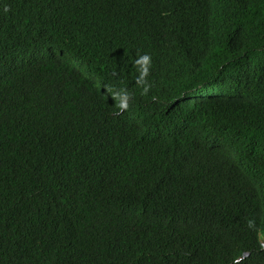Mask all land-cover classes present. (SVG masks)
Here are the masks:
<instances>
[{"label": "trees", "instance_id": "trees-1", "mask_svg": "<svg viewBox=\"0 0 264 264\" xmlns=\"http://www.w3.org/2000/svg\"><path fill=\"white\" fill-rule=\"evenodd\" d=\"M17 1L0 0L20 47L0 52V264H264L236 263L264 228V0ZM144 55L162 91L112 113Z\"/></svg>", "mask_w": 264, "mask_h": 264}, {"label": "clouds", "instance_id": "clouds-1", "mask_svg": "<svg viewBox=\"0 0 264 264\" xmlns=\"http://www.w3.org/2000/svg\"><path fill=\"white\" fill-rule=\"evenodd\" d=\"M22 6H23V0H18L12 5V9L14 11L15 10L18 11V8H21ZM19 48H20L19 44L11 37L10 32L0 33V52H5V51L8 52L10 50L12 52L15 50H19ZM47 54L61 56L63 53L61 49L50 48L47 51ZM65 64L67 67L66 69L69 71V78L72 80L73 84L77 86V88H80L85 92L86 90L88 91L90 87H94L95 89H98L99 83H95L97 79L94 76L95 74L92 67V59H85L80 57H73V58L68 57V60L65 62ZM149 64H150V57L148 55H144L140 57V59L134 60L132 66L138 67L140 65L142 71H138L136 73V78L133 81L131 87L124 88L123 92H122L123 90L122 87L121 93L116 95L119 96L116 99H112L113 102L112 113L116 112L117 114H122L129 111L133 87L140 88L143 93H146L148 91L163 89V83L159 80L158 76L156 74L149 72L148 70ZM132 66L129 67L132 69ZM82 71L86 77V80L84 81H82L78 76V73ZM196 95H200L201 97H208L213 95L220 96L221 94H216L215 92L209 91L208 89H203L201 94H196ZM175 102L176 99L174 100V103ZM162 103L165 104L164 101ZM257 216L258 215H253L251 216V219L257 218ZM244 228L245 230H248L249 233L251 234L250 235L251 240L249 246L245 248V251L236 260V263L241 262L242 260L250 257L251 255L253 257L259 256L258 258H260L263 255H261L259 252H264V228L261 226V221L255 220L252 223L250 222V225H248V227L245 226Z\"/></svg>", "mask_w": 264, "mask_h": 264}, {"label": "rangeland", "instance_id": "rangeland-1", "mask_svg": "<svg viewBox=\"0 0 264 264\" xmlns=\"http://www.w3.org/2000/svg\"><path fill=\"white\" fill-rule=\"evenodd\" d=\"M263 237V236H262Z\"/></svg>", "mask_w": 264, "mask_h": 264}]
</instances>
